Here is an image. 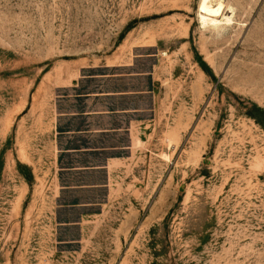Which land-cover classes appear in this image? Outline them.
<instances>
[{
	"label": "rangeland",
	"instance_id": "374dc122",
	"mask_svg": "<svg viewBox=\"0 0 264 264\" xmlns=\"http://www.w3.org/2000/svg\"><path fill=\"white\" fill-rule=\"evenodd\" d=\"M200 1L0 0V264H264V0H221L213 28ZM114 65L152 75L157 115L82 219L56 105Z\"/></svg>",
	"mask_w": 264,
	"mask_h": 264
},
{
	"label": "crops",
	"instance_id": "0c3cea01",
	"mask_svg": "<svg viewBox=\"0 0 264 264\" xmlns=\"http://www.w3.org/2000/svg\"><path fill=\"white\" fill-rule=\"evenodd\" d=\"M152 78L128 65H114L101 72L91 68L61 88L52 138L61 207L85 210L82 219L90 217L88 211L97 205L101 210L97 201L77 193L104 188L107 200L110 184L115 185L133 153L142 151L157 115ZM66 193H72L68 201L61 199Z\"/></svg>",
	"mask_w": 264,
	"mask_h": 264
},
{
	"label": "bare ground",
	"instance_id": "6f19581e",
	"mask_svg": "<svg viewBox=\"0 0 264 264\" xmlns=\"http://www.w3.org/2000/svg\"><path fill=\"white\" fill-rule=\"evenodd\" d=\"M214 1V3H212L210 0L200 1L198 6L200 26L213 28L220 23L219 19L221 16H223V18H221V22H223L222 25H229L231 23L232 19L229 16H226L225 13H223L225 9V5L223 4V2L221 0ZM164 157H166V154H164Z\"/></svg>",
	"mask_w": 264,
	"mask_h": 264
}]
</instances>
